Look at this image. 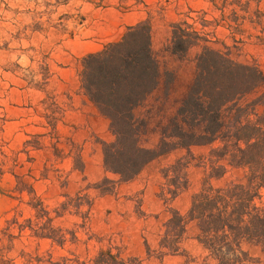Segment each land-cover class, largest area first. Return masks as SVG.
<instances>
[{
    "label": "rangeland",
    "instance_id": "1",
    "mask_svg": "<svg viewBox=\"0 0 264 264\" xmlns=\"http://www.w3.org/2000/svg\"><path fill=\"white\" fill-rule=\"evenodd\" d=\"M264 11V1L260 5ZM206 14L208 21L219 20L208 0H0V142L2 151L12 157L22 149L28 136L45 134L46 121L42 102L54 98L64 111L58 124L62 137L71 136L81 149L84 172H72L69 161L52 162L53 170L42 179L46 159L33 152L35 161L19 163L38 180L34 191L43 206L55 218L54 228L66 232V243L59 247L49 240H39L25 231L13 241L8 259L14 264H203L205 255L195 241L196 227L187 228L182 244L185 254L160 257L158 243L168 215L158 198L164 184L162 171L179 159H187L178 150L148 165L134 180L116 184L117 177L103 167L102 143H112L109 121L89 103L79 84L81 61L109 43L118 41L129 27L149 21L151 49L159 68L156 90L135 110V117L145 123L139 145L155 149L161 133L175 115L195 76L196 59L202 46L191 48L186 55L168 51L170 24L185 19L186 14ZM189 23L192 21L187 20ZM213 50L233 46L228 32L216 28ZM231 58L242 65H256L264 75V46L245 42L231 50ZM256 97L248 96L246 104ZM209 148H191L188 170L189 187L173 203L185 215L190 199L201 184L203 169L198 158L206 157ZM106 183L96 188L103 180ZM243 181L242 173L227 176ZM64 182V184H62ZM115 183V189L107 192ZM14 179L6 174L0 179V230L5 222L17 218L23 224L34 216L27 197L12 199ZM156 192V193H154ZM81 208L78 209L82 198ZM90 204V205H89ZM63 210V211H62ZM156 212V213H153ZM26 225V224H25ZM12 235L17 237L16 230ZM6 245L5 242H3ZM148 248V252H147ZM258 255V251L250 250ZM115 259L109 261L108 255Z\"/></svg>",
    "mask_w": 264,
    "mask_h": 264
},
{
    "label": "trees",
    "instance_id": "2",
    "mask_svg": "<svg viewBox=\"0 0 264 264\" xmlns=\"http://www.w3.org/2000/svg\"><path fill=\"white\" fill-rule=\"evenodd\" d=\"M262 1L208 0L213 11L219 13V20L208 21L205 13L191 18L190 11L185 19L170 24L171 55L182 57L196 46H202V52L196 59L195 76L188 92L155 149L140 147L145 123L134 114L159 83L149 21L129 27L118 41L81 61L80 89L109 121L114 137L112 143H102V156L104 170L117 177L116 184L129 183L148 165L173 152H187V159H179L162 171L164 184L158 198L168 218L158 243L160 257L185 254L182 244L188 226L193 224L197 230L195 241L205 255L203 264H264V75L256 65H242L231 58V50L245 42L264 46ZM216 28L228 32L231 49L223 43V50L208 47L216 42ZM253 94L256 97L252 101L242 104ZM41 104L46 113L47 133L28 136L22 149L12 157L2 151L0 142V179L9 174L14 179L11 198L21 201L27 197L26 204L34 213L23 224L17 218L5 222L0 230V264H14L8 254L13 241L25 231L59 247L66 243V232L53 226L60 215L54 212L56 217L51 218L34 191L38 180L32 171L17 173L24 167L18 156L23 154L26 162L33 164L31 152L46 159L42 179L52 172L59 179L64 178L61 171L53 170L52 162L69 161L72 172H84L80 147L71 136L62 137L57 129L64 111L54 98ZM191 148L210 150L206 157L198 158L197 167L203 169V179L191 196L187 213L181 215L173 203L189 187L188 170L194 160ZM235 173H242L243 181L228 180L215 185ZM106 183L110 182L105 179L96 188ZM112 185L107 192L115 189V183ZM84 198H77L78 209ZM14 230L17 237L12 235ZM252 249L258 255L251 254ZM107 256L109 261L115 259ZM26 264H32V260Z\"/></svg>",
    "mask_w": 264,
    "mask_h": 264
},
{
    "label": "crops",
    "instance_id": "3",
    "mask_svg": "<svg viewBox=\"0 0 264 264\" xmlns=\"http://www.w3.org/2000/svg\"><path fill=\"white\" fill-rule=\"evenodd\" d=\"M125 184H127V183H125ZM154 193H156V192H154ZM153 213H156V212H153Z\"/></svg>",
    "mask_w": 264,
    "mask_h": 264
}]
</instances>
